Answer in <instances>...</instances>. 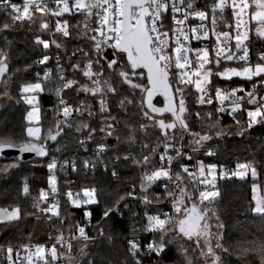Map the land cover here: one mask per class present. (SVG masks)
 I'll use <instances>...</instances> for the list:
<instances>
[{
  "label": "snow or ice",
  "instance_id": "1",
  "mask_svg": "<svg viewBox=\"0 0 264 264\" xmlns=\"http://www.w3.org/2000/svg\"><path fill=\"white\" fill-rule=\"evenodd\" d=\"M54 7H49L46 0H24L22 5L10 3V0H0V6L5 9L10 8L9 16L12 23H3L0 30L11 28L17 22L25 20L32 21L34 12L41 14V17L51 15L56 18L53 34L62 33L68 37L69 23L63 20L65 14H82L85 17L83 29L94 33L89 37L93 41V49L98 54L96 60L99 65V54L104 48H112L116 52V58H109L105 65L100 66V71L93 70V61L88 60L85 67L80 69L82 75L90 82L79 84L77 91H83L98 98L100 113L108 112L107 97L110 94H116L117 89L112 86L107 79L101 80L104 75V68L114 71L118 65V58L123 56L125 60L119 64L120 71L117 72L122 83L128 85L133 91L139 90L142 100L140 107L142 115L147 118L151 126L158 128L162 134L163 152L159 153V167L152 164L151 156L158 152L159 144L150 149V155H144L141 159L133 157V163L142 167L139 189L141 192L140 199L147 208L155 200L157 203L167 199L171 203L172 213L149 214L145 211L144 216L146 223L143 231L160 233L159 240L155 238L146 245L141 246L137 239L128 240L129 255L132 257L133 264H143L140 259L141 255L157 254L158 256L166 249L164 236L171 226L183 237L193 240L196 247L200 249V255L204 257L205 264H223L220 254L216 249H223L219 243V232L213 233V224L211 221L216 220L215 227H223L219 222L216 209L213 207L214 202L219 197L217 187L218 177L220 179L236 177L241 180L247 178L249 174L253 180L251 185L252 202L250 211L261 217H264V188L257 182L260 173L257 171V162L244 161L237 162L234 169L225 168L224 165L205 164L203 161L197 162L191 168L186 163H181L184 158L192 159V156L184 151L182 141L185 136L191 137L189 141L192 146L191 151L195 153L205 142L212 139L208 132L193 131L186 117L189 115L185 92L189 86L195 88L197 93V103L200 105H215L217 116L224 112H230L239 134L243 135L246 130L253 126L264 124V52L257 57L256 63H252L249 57L247 43L249 41V32L254 24V31L259 37H264V0H214L210 5L211 26L207 25L209 12L199 10L194 7V0H50ZM231 10L233 23L225 24L227 30L219 31L217 12L219 20H223L226 10ZM171 15V21L174 27L171 29V36L168 31H162L163 17L166 13ZM95 18L96 27L89 28L88 21ZM189 18H196L200 23L187 26ZM48 23L42 22L41 28L48 29ZM83 34H87L84 32ZM214 37V44L210 51L207 45L199 48L191 47V40L202 41ZM234 42V45H233ZM36 43L43 45L48 49L50 42L36 37ZM57 48L60 47L55 40L51 41ZM242 53V54H241ZM87 55V54H85ZM50 57L45 55L36 63L45 64ZM57 67L60 69L58 78L62 81L54 89L45 87V82L52 79L51 69L46 70L43 76L36 74L35 82L23 83L19 92L23 102L29 106L26 119L29 124L35 123L37 126L27 128V139L17 142L11 137H0V155L6 149L15 148L21 154L35 153L37 156L48 155L47 143L49 140L55 141L57 137L64 133L65 128L71 129L73 126L69 123L73 113L83 115L87 111L89 117L95 115L91 110L90 104H84L83 101L75 107L69 104L63 97L66 89H71L78 81L66 79L63 75V69L59 65L57 56ZM8 53L0 49V79H3L8 73L9 65L7 63ZM238 63L241 67H223L221 71H213V68H220L225 63ZM127 66V71L123 70ZM73 69H79L78 64L72 65ZM216 76L227 81L233 77L241 78L251 82L249 89L243 86L233 88H220L212 85V77ZM255 78V79H254ZM173 79L175 84L172 83ZM142 80L143 82H137ZM6 83V81H5ZM54 92L56 104L53 106L55 113V123L49 127L45 134L42 135V128L39 126L41 121L40 95L42 93ZM7 95V92L4 93ZM162 96V106L153 103L154 97ZM132 103L127 97H122L119 101L121 107L125 103ZM247 105V107H245ZM241 111L246 113L247 121L241 124V121L235 120V115ZM167 114V115H166ZM197 119H203L200 113L195 114ZM209 121L212 120L213 113L205 114ZM109 120H115L111 115L104 121V127L100 131L105 133V138L113 135L114 125ZM149 125L140 124L141 131H146ZM209 127L215 129L214 135L219 137L225 132L221 127L220 120L216 119L211 122ZM129 140H135L136 129L129 125ZM87 130V135L78 142L84 145L86 141L91 140L93 134L97 131L90 128L87 122L81 121L75 126L77 133H83ZM119 141V137H116ZM108 146L100 143L96 148L97 160L101 154L107 151ZM142 148L148 149V145H142ZM175 152V156L169 154ZM208 155H214L209 150ZM121 159L116 156L114 163ZM124 160L128 156L123 157ZM176 162L179 170L173 169V162ZM71 164L73 171H76L77 164L75 160L71 162L64 160L60 168ZM83 167L95 171L96 161L85 159L82 161ZM58 161L55 157L51 159L47 167L49 169L48 190L41 189L38 197L34 199L33 207L40 212L47 214V219L61 217L59 188L57 186V177L55 171ZM10 167H16V163L5 165L6 171ZM105 171H108V165L104 164ZM113 177H118L115 168L112 169ZM185 177L192 184V189L188 188L185 183ZM159 182L164 191V196L156 195L150 197L149 189ZM171 185V189L169 188ZM132 191L126 192L119 196L112 207H106L102 218H107L114 211L119 212L121 201L126 197H135L136 185L130 186ZM23 193L30 195L29 185L25 181ZM52 196L50 203L49 196ZM64 195L71 205L80 207L81 205L98 204L97 189L95 186L82 187L79 191L73 192L69 188ZM42 204L46 206L41 207ZM127 207V204L124 205ZM21 209L17 206L9 210L0 208V222L11 223L20 218ZM87 218L86 223L81 225L79 221L75 222L74 230L70 224L68 236L65 237L63 231H59L55 237L56 243L50 247L44 244L21 245L25 255L22 257L20 249H15L16 259H13L14 248L9 246L4 249L8 264H17L18 261L26 264H59L60 257H66L64 264H80V258L89 255L88 243L93 240L86 232V227L91 223L92 212L84 211ZM163 217V218H162ZM39 219V217H37ZM99 223V222H98ZM103 228L97 227V234L103 235ZM137 229L133 228V232ZM215 236L217 243L213 245L212 240ZM73 241L82 242L79 250V257H73L71 250ZM203 241L204 247H201ZM252 246L243 249V254L249 252L255 253L260 257L261 264H264V242H251ZM59 244L66 252H61L57 248ZM0 248H3L0 245ZM50 257V259H49ZM86 264H95L93 260L86 261ZM188 264H192L191 260Z\"/></svg>",
  "mask_w": 264,
  "mask_h": 264
},
{
  "label": "trees",
  "instance_id": "2",
  "mask_svg": "<svg viewBox=\"0 0 264 264\" xmlns=\"http://www.w3.org/2000/svg\"><path fill=\"white\" fill-rule=\"evenodd\" d=\"M12 23L9 13L0 11V26L3 23ZM85 22V17L82 14H69V32L70 35L65 37L57 35L50 37L45 34L41 25L34 21L25 20L15 23L11 28L0 30V49L8 53L7 63L9 65L8 73L0 82V137H11L17 142H22L27 139V128L29 122L26 117L29 111V106L26 105L19 92V88L23 83L35 82L36 74L43 73L51 69V77L45 82V87L54 89L62 81L58 78L60 69L57 63L53 61L56 54L60 56L59 65L63 69V75L66 79L78 81L71 89H66L63 92L64 99L73 107L79 105L81 101L84 104H90L94 116L89 117L87 111L83 115L73 113L69 123L72 128H65L64 133L57 137V140H49L47 147L49 155L46 158L37 159L29 162L17 161L15 158H7L0 160V208H8L11 210L14 207L21 209L20 218L11 223L0 222V259L4 258L6 249L9 244L15 249L21 248V245L28 244L29 238L36 228L37 217L43 222L45 230L39 237V243L50 247L56 243L55 237L59 231L68 236V228L71 224L75 226V222L79 221L81 225L86 223L87 218L84 216V211H91V223L87 225L86 232L93 240L88 243L89 255L80 258V264H86V261L93 260L95 264H133L132 257L129 255L128 240L137 239L140 241L143 248L148 242L159 240L160 233L154 235L143 231V226L146 223L144 216L145 211L149 214L155 212H163L170 210L172 206L169 200L164 199L160 202L153 200L147 208L140 199L142 195L139 189L142 167L133 163V157L141 159L144 155H150V149L159 144L158 152L155 156H151L152 164L148 167L151 169L156 166L159 153L162 151V134L158 128L151 126L150 122L142 115L140 102L142 96L139 90L133 91L128 85L121 82L117 72L120 71L119 64L123 63L125 57L118 58V65L114 71H109L104 68V75L101 80H109L113 87L117 89L116 94H110L107 99L108 112L100 113L98 98H94L91 94H86L83 91H77L79 84L90 82L82 75L80 69H83L88 60L93 61V70L100 71V66L106 62L99 54V65L96 60L98 54L93 49V41L89 39L94 33L83 29L82 25ZM89 28L96 27V21L93 17L88 21ZM87 32V34H83ZM50 42L48 49L43 48V45L36 43V37ZM55 40L60 45L59 48L51 41ZM256 46L260 50H264V38L255 37ZM87 54V55H85ZM47 55L51 59L45 64H37L36 59L39 56ZM78 64L79 69L74 70L72 65ZM127 71V66L123 69ZM216 72V71H215ZM255 79V78H254ZM6 81V83H5ZM137 82H143L142 80ZM173 84L175 80L173 79ZM247 82L240 78H232L231 81L212 77V85L218 87L234 86L238 83ZM5 91L7 95H5ZM122 97H127L132 103H125L120 106L119 101ZM186 104L189 115L186 117L189 126L193 131L208 132L212 139L205 142V147L202 153L196 156L205 164L224 165L225 168L234 169L237 162L255 161L257 162V171L260 176L258 183L264 187V124L253 126L252 129L246 130L243 135L239 134V129L236 127L234 120L228 118L219 119L215 111V105H200L197 103V93L194 87L189 86L185 92ZM163 99L158 96L154 103L157 106H162ZM56 104L54 92L42 93L40 95L41 121L43 134L47 129L55 123V113L53 106ZM212 112V120L209 121L206 113ZM196 113H200L203 119H197ZM111 115L115 120H109V123L114 125L113 135L105 138V133L100 131L104 127V121ZM216 119L220 120V125L225 129L222 136H215V129L209 127L211 122ZM81 121L87 122L90 128H95L97 131L93 134L91 140L86 141L81 145L78 141L87 135V130L83 133H77L75 126ZM239 121L245 124L242 116ZM140 124L149 125L146 131H141ZM131 125L136 129L135 140H129ZM116 137H119V141ZM191 137H184V148H187L188 140ZM100 143L108 146L107 151L101 154L97 160L96 148ZM147 144L148 149L142 148V145ZM211 150L214 155H208ZM207 151V152H206ZM128 156L124 160V156ZM120 156L121 159L114 163L115 157ZM55 157L58 161L55 171L57 177V186L59 188V200L61 217L60 219L53 217L47 219V214L40 212L33 207V202L38 197L41 189L48 190L49 169L47 167L51 159ZM85 159L95 160V171L85 169L82 161ZM64 160H75L77 164L76 171H73L71 164L60 168V164ZM16 163V167H10L6 171L5 165ZM104 164L108 165V171H105ZM174 170H179L177 164L172 166ZM115 168L118 177H113L112 169ZM187 180V177H185ZM27 181L29 185L30 195L23 193V185ZM188 181V180H187ZM252 178L247 177L243 180L231 177L220 179L218 177L217 187L219 189V197L213 204L216 209V214L219 217V222L223 227L219 229V243L223 249L217 250L220 254L223 264H246L244 259L247 256L257 255L249 252L243 254V249L252 246L253 241L264 242V217L254 214L250 211L252 202L251 185ZM191 188L192 184L189 183ZM131 185H136L135 197H126L125 201H121L119 212H112L109 217L102 218L106 207H112L119 196L126 192L132 191ZM95 186L97 189L98 204L81 205L76 207L70 204L64 193L71 188L73 192L79 191L82 187ZM171 189V185H169ZM150 197L156 195L164 196L162 185L157 182L148 192ZM52 196H49L50 203ZM127 204V207L124 205ZM46 206L42 204L41 207ZM99 222V223H98ZM211 222L217 223L215 219ZM103 228V235L97 234V227ZM133 228L137 229L133 232ZM175 226H171V230L167 231L164 236L166 249L159 256L155 253L150 255H141L140 259L143 264H188L191 260L192 264H205L191 257L189 251L191 244L184 240L179 235H175ZM82 242L73 241L71 254L73 257H79V250ZM59 251H67L59 247ZM50 259V257H49ZM59 263H64L60 258Z\"/></svg>",
  "mask_w": 264,
  "mask_h": 264
},
{
  "label": "built area",
  "instance_id": "3",
  "mask_svg": "<svg viewBox=\"0 0 264 264\" xmlns=\"http://www.w3.org/2000/svg\"><path fill=\"white\" fill-rule=\"evenodd\" d=\"M23 2H24V0H10V3H15V4H19V5H22ZM46 2H48L49 7H54V5L50 2V0H46ZM213 2H214V0H194V7L196 9L205 10V11H208L209 12V17H208V21H207V25L209 27L211 26V11H210V5ZM0 11H4V12L9 13L11 11V9L10 8L5 9L3 6H0ZM32 11L34 12V16H33L32 21H34L38 25H41L42 22H47L48 23V26H49L48 29H44V31H46L45 34L49 35L50 37L57 36V35H62V33H55V34H53V30L55 28V20H56V18L52 17L51 15H46V16L41 17V14L35 13V10L34 9ZM68 15L69 14H65L61 18L62 21L65 20V19L68 20ZM219 16H220V14H219V12H217V17H218V27H217V30H219V31L227 30L225 28V24L226 23H228V24L233 23V17L231 15V10L228 9V10L225 11L223 20H219ZM162 19H163V24H164V27H163L162 31H168L169 32V35L171 36V29L174 27V25H173V22L171 21L170 10H169V13H166ZM198 23H200V21L198 19H196V18H189V20L186 22V29H187V26L195 25V24H198ZM254 28H255V25L253 24L251 26V29L252 30L249 32V41L246 42L247 43V46H248V49H249V57H250V60H251V62L253 64L256 63V62H258L257 61L258 55L260 53L264 52V50H260L255 45L256 44V41H254V36L255 37H258V35L255 33ZM214 42H215L214 41V37H212L211 34H210V37L207 40H202V41H196L194 39L191 40V47H193V48H199V47H203V46L207 45L209 47L210 51H211L212 45L214 44ZM233 45H234V42H233ZM43 56L44 55L39 56L36 59V62L38 60L42 59ZM57 56L59 57V63H60V60L61 59H60L59 54H56L54 56L53 61L55 63H57V59H56ZM37 64H39V63H37ZM232 65L242 66L241 64L234 63V62L233 63H225L220 68L214 67L213 68V71L215 72L217 70L222 69L223 67L232 66ZM239 86H243L244 89H249L251 87V82H242V83H238V84H236L234 86H226V87H220V88H233V87H239ZM245 107H247V105H245ZM242 116L244 117V120L246 122L247 121V116H246V113L243 112V111H241L240 113H238V114L235 115V120H239ZM217 117L219 119L228 118L230 120H234L233 119V115L230 112H224V113L220 114ZM163 150H164V148H163V145H162V151L161 152H163ZM184 151L185 152H188L192 156V159L191 160H188L187 158H184L181 161V163H186L191 168L192 166H194L195 164H197L198 158L194 155V153H192L191 149H189V148H186L185 149L184 148ZM169 154L175 156V152L170 151ZM175 164H176V162L174 161L173 162V166ZM156 167H159V157L157 158V161H156ZM149 170H151V169H149ZM156 213H158V212H155V213H152V214H156ZM159 213H169V214H171L172 212L170 210H167V211H163V212H159ZM19 249H20V254L23 257L25 255L24 250L22 248H19ZM13 259L14 260L16 259V253H13ZM0 264H8V261L6 259V254L4 255V258L3 259H0ZM17 264H26V262L18 261Z\"/></svg>",
  "mask_w": 264,
  "mask_h": 264
},
{
  "label": "rangeland",
  "instance_id": "4",
  "mask_svg": "<svg viewBox=\"0 0 264 264\" xmlns=\"http://www.w3.org/2000/svg\"><path fill=\"white\" fill-rule=\"evenodd\" d=\"M44 33H46V31L44 32ZM226 67H241V66H236V65H232V66H226ZM222 69H220V70H217V71H221ZM233 78H236V77H233ZM241 79V78H240ZM30 110V109H29ZM26 117V116H25ZM30 126H37L35 123H33V124H29V126L28 127H30ZM39 126H41L40 124H39ZM41 128H42V126H41ZM42 135H43V131H42ZM191 140V138L188 140V144H187V148H189V149H191L192 148V146L190 145V143H189V141ZM204 147H205V144L203 145V146H201V147H199V149L194 153V155L195 156H199L201 153H202V149H204ZM199 161H201V160H199L198 159V162ZM249 176H250V178H251V175L249 174ZM248 176V177H249ZM259 178V177H258ZM185 183L188 185V188L189 189H192L191 188V186H190V184H189V182L185 179ZM264 188V187H263ZM252 192V191H251ZM262 194H264V192H262ZM92 205V204H91ZM214 226H213V228H212V232L213 233H217V232H219V234H220V231H219V229H217L216 227H215V222H211ZM44 230H45V226H44V224H43V222L40 220V219H38L37 221H36V228L34 229V231H33V233L31 234V236H30V238H29V241H28V244L30 245V246H34V245H36V244H41V243H39V237L42 235V233L44 232ZM174 232V234L175 235H179L180 237H182L184 240H186L189 244H191L192 246H191V248H190V251H189V253H190V255H191V257L192 258H194V259H196V260H198V261H202L203 263H205V259H204V257H202L201 255H200V249L199 248H197L196 247V245H195V243H194V241L193 240H189V239H187V238H185V237H183L182 235H180V234H178V232L176 231V230H174L173 231ZM221 236V235H220ZM212 243H213V245H215L216 243H217V241H216V239H215V236L213 237V240H212ZM59 245V244H58ZM59 247H61L60 245H59ZM201 247H204V245H203V241H201ZM217 250H219V249H216V251ZM61 252H66V251H63L62 249H61ZM72 255V254H71ZM73 256V255H72ZM62 260H63V262L65 261V259H66V257H60ZM244 261L246 262V264H261V260H260V257L258 256V255H251V256H247L245 259H244ZM59 264H64V263H59Z\"/></svg>",
  "mask_w": 264,
  "mask_h": 264
},
{
  "label": "water",
  "instance_id": "5",
  "mask_svg": "<svg viewBox=\"0 0 264 264\" xmlns=\"http://www.w3.org/2000/svg\"><path fill=\"white\" fill-rule=\"evenodd\" d=\"M101 58L107 62V59L109 58H116V52L114 49L112 48H104L102 53H101ZM2 81V79H0V82ZM173 83V82H172ZM158 97V96H157ZM162 99L163 97L160 96ZM156 97H154V100H155ZM154 100H153V103H154ZM167 115V114H166ZM183 145H184V140L182 141ZM21 154L18 152L17 149L15 148H12V149H6L2 155H0V160L2 159H9V158H15L17 159ZM48 155H49V149H48ZM48 155L46 156H37L35 153H32V152H29V153H24L22 155V158L19 159V161L21 162H29V161H34V160H37V159H42V158H46Z\"/></svg>",
  "mask_w": 264,
  "mask_h": 264
}]
</instances>
